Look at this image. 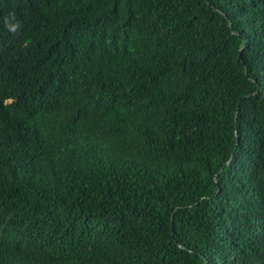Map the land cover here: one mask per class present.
<instances>
[{
    "label": "trees",
    "instance_id": "16d2710c",
    "mask_svg": "<svg viewBox=\"0 0 264 264\" xmlns=\"http://www.w3.org/2000/svg\"><path fill=\"white\" fill-rule=\"evenodd\" d=\"M0 264H264V0H0Z\"/></svg>",
    "mask_w": 264,
    "mask_h": 264
},
{
    "label": "clouds",
    "instance_id": "9594fccd",
    "mask_svg": "<svg viewBox=\"0 0 264 264\" xmlns=\"http://www.w3.org/2000/svg\"><path fill=\"white\" fill-rule=\"evenodd\" d=\"M15 28H16V26H15V25H12V26H10V30H12V31H14V30H15Z\"/></svg>",
    "mask_w": 264,
    "mask_h": 264
}]
</instances>
